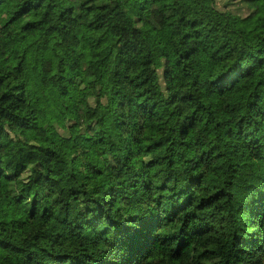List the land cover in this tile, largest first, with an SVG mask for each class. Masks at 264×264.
Returning <instances> with one entry per match:
<instances>
[{"label": "trees", "instance_id": "16d2710c", "mask_svg": "<svg viewBox=\"0 0 264 264\" xmlns=\"http://www.w3.org/2000/svg\"><path fill=\"white\" fill-rule=\"evenodd\" d=\"M0 264H264V0H0Z\"/></svg>", "mask_w": 264, "mask_h": 264}, {"label": "snow or ice", "instance_id": "6c2138e0", "mask_svg": "<svg viewBox=\"0 0 264 264\" xmlns=\"http://www.w3.org/2000/svg\"><path fill=\"white\" fill-rule=\"evenodd\" d=\"M150 225L147 222L141 223L139 228L129 227L125 230L124 235L127 237L128 240H133L135 236L141 232H149Z\"/></svg>", "mask_w": 264, "mask_h": 264}]
</instances>
